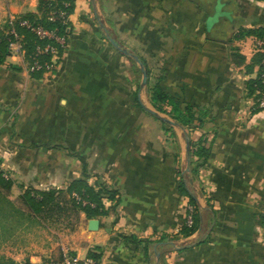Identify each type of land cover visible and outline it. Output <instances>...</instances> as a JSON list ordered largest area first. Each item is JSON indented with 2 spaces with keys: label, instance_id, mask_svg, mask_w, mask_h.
Here are the masks:
<instances>
[{
  "label": "crops",
  "instance_id": "0c3cea01",
  "mask_svg": "<svg viewBox=\"0 0 264 264\" xmlns=\"http://www.w3.org/2000/svg\"><path fill=\"white\" fill-rule=\"evenodd\" d=\"M38 5L0 0V26ZM70 26L53 72H30L23 56L0 62V169L19 195L65 190L86 169L119 201L66 227L9 222L5 264L57 262L64 248L101 264H264V109L248 84L259 72L264 0H74ZM110 38L141 58L146 85ZM157 82L207 110L204 126L190 132L157 110ZM202 133L211 154L193 179L190 140ZM181 179L199 208L188 236L179 233L190 206Z\"/></svg>",
  "mask_w": 264,
  "mask_h": 264
},
{
  "label": "trees",
  "instance_id": "16d2710c",
  "mask_svg": "<svg viewBox=\"0 0 264 264\" xmlns=\"http://www.w3.org/2000/svg\"><path fill=\"white\" fill-rule=\"evenodd\" d=\"M68 3L69 5H66ZM52 6L65 10L69 15L74 10V0H39L38 9L36 12H28L17 16L12 24L8 21L0 26V62H4L6 57L10 55L9 40L13 38L10 34L11 29L14 27L16 32L23 37L24 47L26 49V57L29 59L35 53L37 44H44L47 40H41L36 34L25 26L20 25V20H28L33 25H43L48 29H57L60 34L66 35L68 38L71 31L70 20L64 23L61 19L50 21L48 14ZM259 37L264 36V29L257 33ZM63 49H61L62 51ZM61 53V52H60ZM41 59H49V56H41ZM264 54H258V67L259 72L257 77L250 80L248 83L251 89V94H255L258 90L263 89L264 83L261 77L260 69H262V60ZM43 72V71H37ZM36 73V72H32ZM149 92L151 101L154 107L170 115L182 126H185L188 131L201 129L208 117L207 110L198 109L182 99L179 94H171L167 92L160 82L150 84ZM257 97V96H256ZM212 139L207 133H202L196 139L190 140V173L193 179L199 174L201 169L206 165L211 154ZM177 160L179 158L176 157ZM85 173L82 178L73 180L69 186L63 189L50 188L48 190H40L34 187H25L22 194L19 196V203L11 198V191L14 187V180L5 175L0 169V221L5 225L8 220L12 223H20L22 221H29L35 223L42 222H56L60 223L61 220L68 217L73 213L75 219L79 218L80 212H85L88 216H95L98 214H105L107 212L106 202H112L117 205L119 198L118 192L106 188L99 184H91L89 181V174L84 169ZM180 189L189 198V205L192 207V223L188 224L187 219L183 226L179 229V233L184 236L191 235L198 229L199 225V208L196 198L187 185L181 179ZM73 193H78L83 199L88 201L83 204L78 201ZM190 210L188 209V214ZM16 220V221H15ZM8 223L6 224V226ZM0 237L5 238V232L0 231ZM89 256L98 260L99 256L96 253H90ZM4 257L0 256V264H5ZM31 264V263H25Z\"/></svg>",
  "mask_w": 264,
  "mask_h": 264
},
{
  "label": "built area",
  "instance_id": "2783aa9c",
  "mask_svg": "<svg viewBox=\"0 0 264 264\" xmlns=\"http://www.w3.org/2000/svg\"><path fill=\"white\" fill-rule=\"evenodd\" d=\"M66 5H69L66 3ZM8 21L12 24L17 20V16H8ZM48 19L50 21H55L61 19L64 23L70 20V15L62 9L52 6L48 14ZM20 25L30 28L37 37L41 40H47L44 44H37L35 47V53L31 58L26 57V49L24 47L23 37L18 34L13 27L10 34L13 38L9 40V52L11 56L20 57L23 56L27 60V67L30 72H53L57 68L58 60L60 58L61 49H64L67 45L68 38L64 34H60L57 29H48L43 25H33L28 20H20ZM256 50L264 54V36L259 37L256 40ZM47 55L49 59H41V56ZM262 69H260L261 77L264 83V59L261 62ZM258 95L254 100V106L259 109H264V87L257 91ZM73 196L81 201L83 204H87L88 201L83 199L78 193H73ZM190 213L188 214L187 222L192 223L193 212L192 207H189ZM45 264H101L100 260L85 256L80 257L78 254L73 253L69 248L63 249L62 258L59 261H49Z\"/></svg>",
  "mask_w": 264,
  "mask_h": 264
},
{
  "label": "water",
  "instance_id": "95a60500",
  "mask_svg": "<svg viewBox=\"0 0 264 264\" xmlns=\"http://www.w3.org/2000/svg\"><path fill=\"white\" fill-rule=\"evenodd\" d=\"M110 40H111L112 44L116 48H118V50H120L122 53L126 54L127 56L131 57L132 59H134L139 64L141 72H142V86L146 85L147 81H148V70L146 69L141 58L139 56L131 53L126 48L119 46L114 39L110 38ZM153 113L156 114L155 111H153ZM99 227H100V220L99 219H97V218L90 219L89 228L91 230H97Z\"/></svg>",
  "mask_w": 264,
  "mask_h": 264
},
{
  "label": "rangeland",
  "instance_id": "374dc122",
  "mask_svg": "<svg viewBox=\"0 0 264 264\" xmlns=\"http://www.w3.org/2000/svg\"><path fill=\"white\" fill-rule=\"evenodd\" d=\"M141 73L142 72H140L139 73V75H141ZM255 95V94H254ZM258 95V93L256 92V96ZM256 96H255V99H256ZM11 195H13V196H17L16 197V201H18V203H19V194H18V192L17 191H14V190H12L11 191ZM190 207V206H189ZM189 209V208H188ZM69 216L68 217H66L65 219H63V220H61V222H60V227H66V226H68V224L70 223V222H72V224L73 223H75V221H76V219H75V214H71L70 215V213L68 214ZM16 221V220H15ZM10 222V220H8V222H6L5 223V225H2L1 223H2V221H0V231H2V232H4L5 230V228H6V224L7 223H9ZM64 231H66V230H60V232L63 234L64 233ZM42 235H43V237H47V236H49V237H51L52 238V235H50V234H48L47 232H45V231H43L42 232ZM4 243V238L3 237H0V248H1V245Z\"/></svg>",
  "mask_w": 264,
  "mask_h": 264
}]
</instances>
